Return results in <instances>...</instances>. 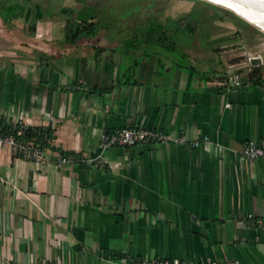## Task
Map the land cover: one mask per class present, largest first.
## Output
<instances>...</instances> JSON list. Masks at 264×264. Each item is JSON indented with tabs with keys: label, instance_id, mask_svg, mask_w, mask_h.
Here are the masks:
<instances>
[{
	"label": "crops",
	"instance_id": "1",
	"mask_svg": "<svg viewBox=\"0 0 264 264\" xmlns=\"http://www.w3.org/2000/svg\"><path fill=\"white\" fill-rule=\"evenodd\" d=\"M68 1L0 0V114L52 130L40 163L0 144L16 186L0 183V264H264V159L239 153L264 140L263 42L220 15L120 19L108 0ZM248 54L261 62L230 63ZM129 126L208 142L101 149Z\"/></svg>",
	"mask_w": 264,
	"mask_h": 264
},
{
	"label": "built area",
	"instance_id": "2",
	"mask_svg": "<svg viewBox=\"0 0 264 264\" xmlns=\"http://www.w3.org/2000/svg\"><path fill=\"white\" fill-rule=\"evenodd\" d=\"M256 57L260 58V55L257 56L254 54H248L246 60L248 65L251 66L245 64L247 66L244 67H248V69L253 67L254 65L251 64V60ZM233 64L236 65V63ZM231 84L234 87L241 84V77L239 73L232 76ZM0 117H2L1 114ZM7 121L13 126V128L16 129V133L0 135V144L10 146L13 152L21 158L30 159L34 163L42 162L44 159V150L42 146L36 143L33 139L25 138V131L28 127H31L30 124L22 118L7 119ZM206 142H208L207 136H202L201 139L189 140L182 134H169L159 129H146L137 126H129L116 129L110 133H103L99 140V146L103 150L112 146L130 147L139 143H169L177 146L198 147ZM239 153L240 156L247 159H264V140H250L246 142ZM72 160L73 158L61 155L57 157L54 163L56 165H61L62 163L72 162ZM0 183H6L16 188L12 182L4 179L1 175ZM129 260L131 264H221L216 262L185 261L178 258H140L138 260L130 258ZM224 264L239 263L236 260H228Z\"/></svg>",
	"mask_w": 264,
	"mask_h": 264
},
{
	"label": "rangeland",
	"instance_id": "3",
	"mask_svg": "<svg viewBox=\"0 0 264 264\" xmlns=\"http://www.w3.org/2000/svg\"><path fill=\"white\" fill-rule=\"evenodd\" d=\"M11 2L22 3L23 0H7ZM33 1V0H32ZM41 1V0H37ZM48 1V0H44ZM55 1V0H52ZM56 4L62 3L65 0H56ZM68 1V0H67ZM77 3V0H75ZM100 1V0H99ZM106 1V0H105ZM69 2V1H68ZM70 2L75 3L73 0ZM107 7L105 9V15H115L117 18L122 19L124 15H132L133 13L136 16H140L141 14H148L151 13L153 18H159L160 16H186L191 15L192 17H199L200 19H205L206 17L210 16H217L220 15L223 17V22L228 26H234L235 29L239 30L241 36L243 35L247 38V42L249 45H254L259 43L260 41L264 44V31L260 30L256 26L250 24L246 20L242 19L240 16H237L231 10L223 8L221 6H215V4H211L207 0H108ZM78 6V5H77ZM138 8L136 12H132L130 8ZM131 11V12H130ZM151 18V17H150ZM75 25V24H73ZM72 26V25H71ZM127 26V24L125 25ZM210 26V25H209ZM73 27V26H72ZM125 29V28H124ZM150 31L162 33L164 31V27H159L153 25L149 27ZM207 29V23L201 21V23L197 26V31L201 32ZM238 32V31H237ZM259 36L257 39L255 37ZM7 49H10V46H6ZM256 53V52H253ZM264 56V55H263ZM239 59H242L244 64L248 65L247 62V55L244 57H232L230 63H237ZM247 65H243V69L248 67H244ZM251 66V65H248ZM242 68V67H241Z\"/></svg>",
	"mask_w": 264,
	"mask_h": 264
},
{
	"label": "bare ground",
	"instance_id": "4",
	"mask_svg": "<svg viewBox=\"0 0 264 264\" xmlns=\"http://www.w3.org/2000/svg\"><path fill=\"white\" fill-rule=\"evenodd\" d=\"M231 10L237 16L264 31V0H207Z\"/></svg>",
	"mask_w": 264,
	"mask_h": 264
},
{
	"label": "trees",
	"instance_id": "5",
	"mask_svg": "<svg viewBox=\"0 0 264 264\" xmlns=\"http://www.w3.org/2000/svg\"><path fill=\"white\" fill-rule=\"evenodd\" d=\"M71 25L66 29L67 41L75 43L78 40L79 35L85 28H80L79 25ZM15 130L16 129L13 128V126L7 121L6 118H4L3 116L0 117V135L15 134ZM25 138L33 139L39 145L47 147L49 145L48 141L52 138V130H50V128L28 127L25 131Z\"/></svg>",
	"mask_w": 264,
	"mask_h": 264
},
{
	"label": "water",
	"instance_id": "6",
	"mask_svg": "<svg viewBox=\"0 0 264 264\" xmlns=\"http://www.w3.org/2000/svg\"><path fill=\"white\" fill-rule=\"evenodd\" d=\"M260 62H261V60H260L259 57L253 58V59L251 60V64H252V65L259 64Z\"/></svg>",
	"mask_w": 264,
	"mask_h": 264
}]
</instances>
